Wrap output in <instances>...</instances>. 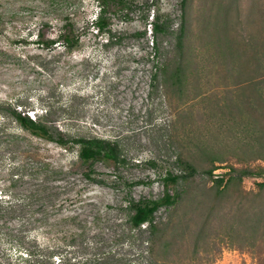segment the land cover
Segmentation results:
<instances>
[{
    "label": "rangeland",
    "instance_id": "1",
    "mask_svg": "<svg viewBox=\"0 0 264 264\" xmlns=\"http://www.w3.org/2000/svg\"><path fill=\"white\" fill-rule=\"evenodd\" d=\"M99 6L0 0V264H25L36 244L81 264H143L145 236H124L122 204L159 198L164 172L187 163L178 202L155 215L152 258L264 264V0H126L109 9L107 44L93 30ZM152 12L169 24L153 44ZM69 25L76 48L39 41ZM14 110L64 139L115 141L124 162L83 164ZM240 170L252 175L239 181Z\"/></svg>",
    "mask_w": 264,
    "mask_h": 264
},
{
    "label": "trees",
    "instance_id": "2",
    "mask_svg": "<svg viewBox=\"0 0 264 264\" xmlns=\"http://www.w3.org/2000/svg\"><path fill=\"white\" fill-rule=\"evenodd\" d=\"M100 4L98 11L94 15L93 30L96 33H106L105 40L107 43H112L115 38L111 33V18L108 15L109 9L112 6L125 7L126 0H98ZM150 15V14H149ZM148 15L146 16V20ZM169 24L166 20L162 19L159 15L151 14V20L149 21V30L152 32V40L158 34H166ZM182 28V26H181ZM144 36L145 32L138 34ZM38 37L39 34H36ZM181 36V29H180ZM178 37V40L180 39ZM45 47H52L56 43H61L68 51L76 48L79 45V36L74 33L72 25L65 27L60 31L57 38L40 40ZM118 41V40H115ZM15 120L19 123L21 128L27 130L32 135H35L43 140L56 141L61 146L70 145V147H77V156L83 164L90 166L97 160L105 162L123 163L119 145L115 141H110L99 137H77L64 139L63 134L57 129L56 126H51L47 122L39 119L34 120L25 113L12 111ZM151 165H153L151 163ZM212 170H208L206 173L211 175ZM195 172L194 168L190 164H185V169L180 173H174L173 171H165L161 181L163 185L162 196L156 199L142 198V199H129L122 204V208L126 211V221L130 224L128 233L124 234L129 240H139L140 243L145 244L144 250L139 254L142 256L143 264H159L152 258V250L154 245V238L158 228V222L155 220L156 213L161 208H171L176 205L180 197V191L178 190V184L182 181L189 179ZM237 173V179L242 181V177L252 175V172L248 170L235 171ZM92 170L89 169L85 173L87 180L94 181ZM215 175H213L214 177ZM224 176L218 175L214 177L215 184L220 187L224 183ZM227 181V180H226ZM262 184H260L261 186ZM135 232L140 236H136ZM132 243V242H131ZM56 251L51 247H43L41 245H29L25 250V264H81L78 260L71 257H64L62 259L55 256ZM145 254V255H144ZM144 255V256H143ZM56 257V258H55ZM56 260H53V259ZM82 264H91L90 260L82 262Z\"/></svg>",
    "mask_w": 264,
    "mask_h": 264
},
{
    "label": "built area",
    "instance_id": "3",
    "mask_svg": "<svg viewBox=\"0 0 264 264\" xmlns=\"http://www.w3.org/2000/svg\"><path fill=\"white\" fill-rule=\"evenodd\" d=\"M215 176L214 177H217L218 175L217 174H214Z\"/></svg>",
    "mask_w": 264,
    "mask_h": 264
}]
</instances>
